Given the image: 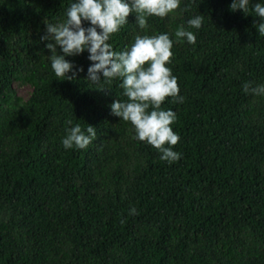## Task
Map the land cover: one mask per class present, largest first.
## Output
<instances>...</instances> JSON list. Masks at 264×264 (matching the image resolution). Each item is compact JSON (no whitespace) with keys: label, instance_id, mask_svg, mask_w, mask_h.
Instances as JSON below:
<instances>
[{"label":"trees","instance_id":"1","mask_svg":"<svg viewBox=\"0 0 264 264\" xmlns=\"http://www.w3.org/2000/svg\"><path fill=\"white\" fill-rule=\"evenodd\" d=\"M73 2L0 0V264H264V96L242 89L264 84L252 11L264 0H250L246 14L231 11L232 0H180L146 31L133 13L110 37L117 52L136 35L174 41L166 66L185 99L162 104L177 116L182 156L172 163L112 114L126 99L120 79L85 80L87 51L66 57L84 69L75 80L55 76L40 37ZM201 14V28L188 29L196 43L178 41V28ZM77 123L96 138L65 149Z\"/></svg>","mask_w":264,"mask_h":264},{"label":"clouds","instance_id":"2","mask_svg":"<svg viewBox=\"0 0 264 264\" xmlns=\"http://www.w3.org/2000/svg\"><path fill=\"white\" fill-rule=\"evenodd\" d=\"M249 4L250 0H232L230 10H241L246 14ZM179 7L180 0H75L67 8L62 21L44 22L45 34L40 37L42 42L48 41L45 47L51 53L48 58L56 77L75 80L84 69L66 57H75L87 51L88 60L92 63L85 80L99 86L102 81L110 83L120 79L119 87L126 99L112 102V114L130 122L135 129L134 138L147 142L158 150L161 160L169 163L181 159L182 154L173 150L180 136L171 127L177 119L176 113L163 109L162 104L169 97L173 103H183L185 99L179 95L178 78L166 66L173 56L174 41L168 33L136 35L131 47L119 52L108 41L112 34L128 23L130 14H135L136 24L146 31L149 17L165 18ZM252 11L259 18L253 26L260 36H264V4L255 3ZM203 19L202 14L188 19V27L181 25L175 32L176 39L195 44L196 36L188 29L201 28ZM84 22L90 26L85 27ZM242 89L245 94L264 96V84L253 86L248 81ZM66 123L72 125L71 120ZM95 138L94 126L82 129L77 123L66 129L61 142L65 149H85ZM136 214L135 208L130 209L129 215ZM125 222L121 220L122 224Z\"/></svg>","mask_w":264,"mask_h":264},{"label":"rangeland","instance_id":"3","mask_svg":"<svg viewBox=\"0 0 264 264\" xmlns=\"http://www.w3.org/2000/svg\"><path fill=\"white\" fill-rule=\"evenodd\" d=\"M14 87L17 93L25 99L28 98L32 92V87L28 84L15 83Z\"/></svg>","mask_w":264,"mask_h":264}]
</instances>
